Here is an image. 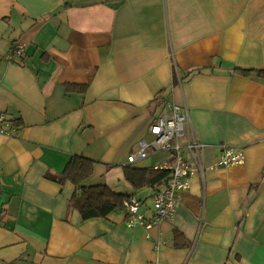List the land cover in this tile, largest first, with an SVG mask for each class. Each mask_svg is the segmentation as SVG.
Here are the masks:
<instances>
[{"label":"crops","instance_id":"obj_1","mask_svg":"<svg viewBox=\"0 0 264 264\" xmlns=\"http://www.w3.org/2000/svg\"><path fill=\"white\" fill-rule=\"evenodd\" d=\"M247 69H264V0H0V264H264V75ZM168 103L187 107V159L204 144L173 217L146 237L122 208L68 209L74 185L46 173L75 154L88 183L151 204L123 167ZM224 147L243 163L216 165Z\"/></svg>","mask_w":264,"mask_h":264},{"label":"built area","instance_id":"obj_2","mask_svg":"<svg viewBox=\"0 0 264 264\" xmlns=\"http://www.w3.org/2000/svg\"><path fill=\"white\" fill-rule=\"evenodd\" d=\"M25 44L20 43L13 49V55L20 57L24 53ZM180 81V78H177ZM188 111L185 104L168 103L166 111L157 116L148 126L151 139L141 138L137 149L127 155L126 164H136L151 154L165 152L167 157L153 164L154 169L168 170V179L158 185L151 192V204L137 196L130 195L123 202L125 212L124 224L127 227L141 226L149 237L153 227H160L165 221L171 219L179 204L178 194L189 187V180L193 172L201 167L202 162L199 151L204 146L191 136L185 147L192 155L187 159L184 155V144L180 139L184 135L185 122ZM0 122H6L5 115L0 112ZM0 132L11 136L13 128L0 129ZM244 153L240 147H224L218 154L216 165L230 166L243 163ZM156 242L155 246L157 247Z\"/></svg>","mask_w":264,"mask_h":264},{"label":"trees","instance_id":"obj_3","mask_svg":"<svg viewBox=\"0 0 264 264\" xmlns=\"http://www.w3.org/2000/svg\"><path fill=\"white\" fill-rule=\"evenodd\" d=\"M67 5L68 2L65 1L64 6ZM251 71H255L258 75H264V69L241 70L244 74ZM95 162V160L89 157L75 154L66 163L61 173H46L48 178L58 183L70 181L74 185L75 190L68 202V209L76 208L84 220L95 217H106L110 210L123 208L124 200L130 196L114 191L104 182L88 183L87 179L93 173ZM123 175L125 180L135 189L148 187L154 190V188L168 179L169 172L165 169L126 164L123 167ZM175 234L177 238L179 233L176 231Z\"/></svg>","mask_w":264,"mask_h":264}]
</instances>
